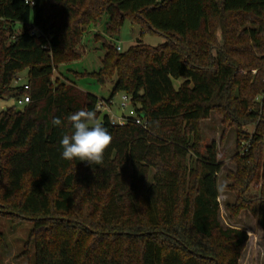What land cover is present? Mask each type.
Returning <instances> with one entry per match:
<instances>
[{"label": "trees", "instance_id": "16d2710c", "mask_svg": "<svg viewBox=\"0 0 264 264\" xmlns=\"http://www.w3.org/2000/svg\"><path fill=\"white\" fill-rule=\"evenodd\" d=\"M105 16L111 36L129 17L166 38L123 53L105 42L92 73L102 84L116 78L104 101L128 94L142 124L115 123L97 96L52 81ZM25 70L28 90L12 85ZM263 71L264 0H0V100L15 99L0 110V208L33 221L34 264H242L244 212L264 234V118L255 100ZM24 95L31 101L17 106ZM81 109L94 110L113 137L101 165L61 158L60 140L73 131L66 117ZM213 111L223 133L203 147L200 123ZM247 126L255 133L242 154ZM232 128L234 168L218 159ZM222 173L235 196L224 208Z\"/></svg>", "mask_w": 264, "mask_h": 264}, {"label": "rangeland", "instance_id": "374dc122", "mask_svg": "<svg viewBox=\"0 0 264 264\" xmlns=\"http://www.w3.org/2000/svg\"><path fill=\"white\" fill-rule=\"evenodd\" d=\"M107 16L103 17L98 23L92 24L89 29L82 35L80 46L77 51L81 54L78 59L60 63L54 70L52 81L54 83L65 81L75 84L80 90L89 92L104 101L111 97L113 86L116 78L107 80L104 84L97 81V78L92 74L97 72L102 67V59L106 53L104 43H111L115 47H120V53L126 52L131 46L141 40L144 44L158 47L166 41L164 35L160 33H152L143 28L140 24L133 22L129 17H126L117 34L111 36L107 33L106 21ZM17 33L20 32V27L17 28ZM35 31V30H33ZM27 70L23 71L18 77L21 78L19 84L27 82ZM182 83V79L175 81V86L178 87ZM13 86H17L14 81ZM128 95L124 92L116 93L109 105L102 108V114H105L106 109H110L111 113L121 111L120 117L113 114V122L118 123L119 120L133 119L136 116L132 103L127 107H123V96ZM14 98L7 101L0 100V110H7L14 104ZM105 102V101H104ZM106 103V102H105ZM201 129L203 132V147H206L211 142L220 143L223 125L222 117L218 111H213L209 119L201 121ZM253 128L247 126L246 129ZM236 152V133L232 128L226 135L224 143L218 148V159L224 162L227 167L234 168L230 161L231 156ZM229 181L225 177V173L219 175L220 203L224 208L225 203H232L235 200L233 193L224 190V186ZM259 191V185L250 189V194H256ZM1 193V192H0ZM1 201V200H0ZM0 208V234L2 242L0 244V264H34V245L31 241V232L34 228V223L31 220L16 218ZM244 214V215H243ZM240 222L244 221V225L249 229L250 241L247 250L245 251L242 264H264V234L259 229L253 217L248 212H244ZM221 221L229 223L228 215L225 209L221 213ZM239 222L237 221L236 224ZM239 225H242L239 223ZM261 247L260 255L257 256L258 248Z\"/></svg>", "mask_w": 264, "mask_h": 264}, {"label": "clouds", "instance_id": "9594fccd", "mask_svg": "<svg viewBox=\"0 0 264 264\" xmlns=\"http://www.w3.org/2000/svg\"><path fill=\"white\" fill-rule=\"evenodd\" d=\"M66 119L73 131L64 134L60 140L61 158L68 161L79 160L90 165L103 164L104 153L111 146L113 137L97 118V113L81 109L70 113ZM51 123L56 127L63 125L59 117H54Z\"/></svg>", "mask_w": 264, "mask_h": 264}, {"label": "built area", "instance_id": "2783aa9c", "mask_svg": "<svg viewBox=\"0 0 264 264\" xmlns=\"http://www.w3.org/2000/svg\"><path fill=\"white\" fill-rule=\"evenodd\" d=\"M35 32V31H34ZM117 50L120 51V47H117ZM257 72V70H252V73L255 74ZM21 78L18 77L15 82L17 83V85H20V86H23V89L24 90H28L29 89V85L25 82L23 84H19ZM263 82H264V71H263ZM261 106V112H260V119L261 118H264V114L262 112V110L264 109V90L262 91L261 94H259L256 99H255ZM31 100H30V96L29 95H24L23 97H20L16 102L15 104L19 107L29 103ZM132 102V98L131 96L129 95H125L123 96V104L122 106L123 107H127L129 105V103ZM97 108L99 110H101L102 108H106V103L102 100H100L98 102V105H97ZM135 111V110H134ZM135 122L137 124H142L141 122V119L136 115L135 116ZM127 120V119H126ZM254 133H255V126H253V128H250V129H245L244 130V138L243 140L241 141V148H240V152L242 154L246 153L250 146H251V143H252V140H253V137H254Z\"/></svg>", "mask_w": 264, "mask_h": 264}, {"label": "crops", "instance_id": "0c3cea01", "mask_svg": "<svg viewBox=\"0 0 264 264\" xmlns=\"http://www.w3.org/2000/svg\"><path fill=\"white\" fill-rule=\"evenodd\" d=\"M106 114H108V115H110V117L111 118H113L112 116H113V114L115 115V116H117V117H120V115H121V111H116V113H111V111H110V109H106V112H105ZM118 123H123V121H121V120H119V122ZM237 226H241V225H239V223L238 224H236ZM245 228H247L246 226H245ZM248 229V228H247ZM259 249V251L261 250V247H259L258 248ZM260 252H258V254H259ZM261 254V253H260ZM262 254H264V253H262ZM264 256V255H263Z\"/></svg>", "mask_w": 264, "mask_h": 264}, {"label": "water", "instance_id": "95a60500", "mask_svg": "<svg viewBox=\"0 0 264 264\" xmlns=\"http://www.w3.org/2000/svg\"><path fill=\"white\" fill-rule=\"evenodd\" d=\"M18 111H20V109H18Z\"/></svg>", "mask_w": 264, "mask_h": 264}]
</instances>
